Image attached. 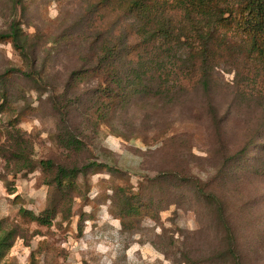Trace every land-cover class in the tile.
<instances>
[{"label": "rangeland", "instance_id": "obj_1", "mask_svg": "<svg viewBox=\"0 0 264 264\" xmlns=\"http://www.w3.org/2000/svg\"><path fill=\"white\" fill-rule=\"evenodd\" d=\"M87 6L86 0H0V32L17 21L25 31L37 33L32 41L36 52L28 58L12 42L0 41V96H7L0 100V223L18 224L24 235L5 251L0 264H187L188 254L195 264H202L215 248L209 243L215 235L212 217L194 193L186 196L168 185L165 179L170 177L160 171L167 167L188 169L203 185L219 189L240 227L260 223L257 233L262 234L264 179L250 173L260 163L250 142L264 136V130L253 135L248 129L264 127V100L239 107L225 88H219L216 104L224 120L219 128L211 122L201 92L187 93L172 109L146 110L148 115L132 117L142 126L130 125V138L88 122L82 150L72 151L59 143L60 116L52 96L61 91L77 62L71 46L57 49L51 40L86 26L85 20L77 21ZM37 56L40 62L50 60L47 67L52 75L42 82L41 64L34 72L36 82L19 71L29 69ZM221 74L225 80L234 76L227 70ZM94 81L80 82L78 96L85 103L74 112L75 122L91 105ZM11 135L22 137L25 154L34 163L51 158L87 165L67 200L47 182L39 166L30 171L10 160ZM126 193L141 195L140 215L127 211ZM55 202L71 214L66 219L60 214L50 226L20 214L21 207L40 213ZM245 215L249 221L243 222Z\"/></svg>", "mask_w": 264, "mask_h": 264}, {"label": "trees", "instance_id": "obj_2", "mask_svg": "<svg viewBox=\"0 0 264 264\" xmlns=\"http://www.w3.org/2000/svg\"><path fill=\"white\" fill-rule=\"evenodd\" d=\"M86 1L87 15L82 7L77 21L85 20L86 26L51 40L57 49L71 46L77 62L51 101L60 116L57 139L66 148H84L88 122H94L95 127L105 125L111 132L130 138L129 126H142L132 117L148 115L146 110L172 109L187 93L201 92L211 122L219 128L224 121L216 104L215 92L219 88H225L226 95L239 107L264 100V0ZM36 36L14 21L8 31L0 32V41L12 42L28 58L36 52L37 44L32 43ZM49 61L40 62L37 56L29 69L19 71L36 82L34 72L41 64L42 82L52 75L47 67ZM225 70L234 73L232 80L222 77L221 71ZM86 79L95 80L88 99L91 105L79 113L80 119L75 122L74 112L85 103L78 96V88ZM6 97L0 96V100ZM253 127L248 129L253 135L264 130L263 126ZM11 137L10 160L28 166L30 171L39 166L47 182L67 200L87 165L78 167L51 158L34 163L25 154L22 137ZM250 145L255 149V161L260 162L250 173L264 179V136L259 135ZM160 171L170 177L165 179L168 185L186 196L194 193L204 203L205 213L212 217L215 235L209 243L215 248L202 264H264V229L262 234L257 233L260 223H254V228H241L235 210L225 201L226 195L210 184L203 185L190 170L167 167ZM143 201L139 193H126L124 197L132 216L142 213ZM20 214L31 222L50 226L60 214L66 219L71 213L66 214L62 203L55 202L40 213L21 207ZM245 219L249 221L247 215L243 222ZM18 237L24 238L18 224L4 227L0 223V259ZM187 258V264L196 263L191 254Z\"/></svg>", "mask_w": 264, "mask_h": 264}]
</instances>
